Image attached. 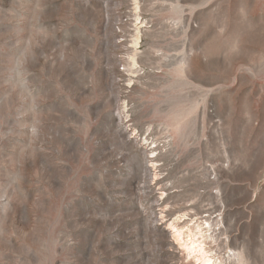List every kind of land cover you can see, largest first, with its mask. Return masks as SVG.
I'll return each mask as SVG.
<instances>
[{
  "label": "rangeland",
  "instance_id": "rangeland-1",
  "mask_svg": "<svg viewBox=\"0 0 264 264\" xmlns=\"http://www.w3.org/2000/svg\"><path fill=\"white\" fill-rule=\"evenodd\" d=\"M182 214L264 264V0H0V264H198Z\"/></svg>",
  "mask_w": 264,
  "mask_h": 264
},
{
  "label": "bare ground",
  "instance_id": "bare-ground-1",
  "mask_svg": "<svg viewBox=\"0 0 264 264\" xmlns=\"http://www.w3.org/2000/svg\"><path fill=\"white\" fill-rule=\"evenodd\" d=\"M114 116H115L114 117V121H115V123H116V125L118 127L119 134L121 136H124L125 138L127 136L126 141L128 143H131V141L132 142H135L137 140V138L134 139L133 134H131L129 136L126 135L128 128L126 126H124V114H123V112L120 111V110H118L115 113ZM137 147H139V146H137ZM142 151L144 152V147H142ZM149 161H151V160H149ZM146 166L147 165H145V167H144V175H148V169H147ZM148 191L150 192L151 190L149 189ZM160 194L161 195L159 196V199H162V196L164 195V193L163 192H160ZM154 215H155L154 213H151L148 218H150V219L152 217L154 218ZM185 216H186V214H184V215L182 214L181 217H178L177 216V218H175L174 220L171 219L172 221L170 222V224L172 225L171 227L173 228V234H172V231H170L169 228H166L165 227L164 229L165 230H168L169 229V231H167V232H169V234L171 233V235L173 236V238H175L177 240L180 239V241H181L182 244L185 243V246L188 249L189 253L194 255L195 259L198 261V264H226L227 257H226V259H225V257H221V258L219 257L220 258L219 259L216 256L217 252L215 254V252L208 246V243H209L208 240H210L212 237L210 236L209 233H206V231H207L206 228H210L211 227V223L213 221V216L212 217H209V218H206V219L203 218L201 221L199 220L198 223H196V224H188L185 227L178 225L179 222H182L185 219ZM204 216H206V214H204ZM151 226H153V228H156V224L154 223V221H153V224ZM174 232H176L175 235H174ZM208 232H210V231H208Z\"/></svg>",
  "mask_w": 264,
  "mask_h": 264
}]
</instances>
